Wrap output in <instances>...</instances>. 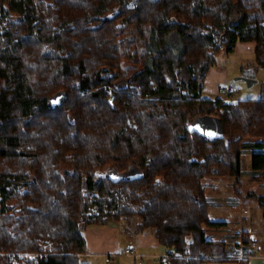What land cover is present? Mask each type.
I'll return each instance as SVG.
<instances>
[{"label":"trees","instance_id":"trees-1","mask_svg":"<svg viewBox=\"0 0 264 264\" xmlns=\"http://www.w3.org/2000/svg\"><path fill=\"white\" fill-rule=\"evenodd\" d=\"M0 7V264H18L12 252L49 253L25 264H85L86 227L135 217L137 231L155 229L182 252L170 264H250L207 238L224 223L210 218L203 179L240 183L246 150L264 173V81L258 97L236 102L207 97L204 85L238 42H255L264 68V0ZM123 61L138 69L123 74ZM207 115L221 119L222 138L194 129ZM113 170L135 173L105 176ZM251 197L264 211V194Z\"/></svg>","mask_w":264,"mask_h":264},{"label":"crops","instance_id":"crops-1","mask_svg":"<svg viewBox=\"0 0 264 264\" xmlns=\"http://www.w3.org/2000/svg\"><path fill=\"white\" fill-rule=\"evenodd\" d=\"M255 42H238L232 52H227V56H237L240 64L233 68L230 64L225 66L213 67L205 79L204 95L211 98L222 97L226 95L221 88L231 78L235 79L238 75H256L255 68H245L249 64H255ZM230 57H226L228 60ZM250 61V62H249ZM227 63V62H226ZM234 77V78H233ZM237 99V98H236ZM249 155V154H248ZM247 155V157H249ZM244 154H242L243 160ZM248 172L258 174L252 168L251 161H248ZM242 175H244L243 162ZM244 172V173H243ZM241 175V176H242ZM235 178V177H233ZM221 180V178H213ZM212 183H208L211 182ZM206 190V196L209 200V214L212 221L223 222L224 226L218 229H207L208 239L223 242L225 252L228 257H233L236 248L231 244L232 234L239 231L240 235L247 233L251 235V244L243 247L244 253L249 257L250 264H264V238L260 236L264 226L263 208L252 199L251 195L257 194L249 189H257L255 186H244V184H220L211 179H203ZM214 191L209 196L208 185ZM253 184V182L251 183ZM227 197H223L224 191ZM246 191V192H244ZM264 193V192H263ZM217 196V197H216ZM224 198V200H223ZM236 199L234 204L226 199ZM228 206V207H227ZM245 212V214H244ZM245 218V220H243ZM247 221V222H244ZM244 222V223H243ZM138 223V222H137ZM261 226V229H260ZM83 236L86 240V251L82 254L80 260L85 264H140V258L130 256L125 253L126 249H132L133 252L141 255H156L166 251L167 247L157 238L155 229L146 231L132 230L127 228L123 221L113 222L107 225H91L85 228ZM221 251V249H220ZM115 253L113 260L107 261L106 255ZM141 264H158L152 257L145 258ZM206 264H236L232 262H209Z\"/></svg>","mask_w":264,"mask_h":264},{"label":"rangeland","instance_id":"rangeland-1","mask_svg":"<svg viewBox=\"0 0 264 264\" xmlns=\"http://www.w3.org/2000/svg\"><path fill=\"white\" fill-rule=\"evenodd\" d=\"M0 16H1V7H0ZM226 53L227 52H222L221 54H219L217 56V63L214 67H220V66H225L226 64H230L231 67L236 68L240 64V60L238 59L237 56H230V55L227 56ZM226 57H230V58L227 60ZM246 67L249 69L255 68V70H256L255 72H256V77H257L258 82L255 83L252 87L249 88L247 86L246 82H244V81H235L232 78L229 81L227 80V82L223 85V87H224L226 84H232L235 87L234 95L237 99H245V98H249V97H258L260 95L262 82L264 81V68L258 66L256 63L255 64H249V65L245 66V68ZM121 68H122V73L127 74V73H132V72L136 71L138 69V66H136L134 64L131 65V64H129V62L123 61ZM223 87L221 88V90L223 89ZM247 141H248V139H247ZM249 141L251 142V141H255V140L250 139ZM243 154H244V156H243L242 162H243V168H244L245 173L243 172L244 175H242L240 177L241 182L238 184L242 183V184H244L243 187L246 186L247 188H248V186H251V185L258 187L257 189H249L248 190L249 193H251L250 191H255L257 193L256 195L264 194L263 193L264 192V173L260 172L259 173L260 176H257L258 174H256V173L255 174L252 173L253 176L251 174H249V172L247 170L249 167L248 161L250 159V161L252 163V151L246 150ZM247 155L249 157H247ZM219 178H221V177H219ZM206 179H211V180H213V182H219L220 184H225V185L226 184L229 185V184H232L235 182V178H233V177H223V178H221V180H214L213 178H210V177H206ZM252 182H253V184H251ZM208 183H212V181L208 182ZM207 188L209 189V196H212L214 191L211 189V187L209 185ZM244 192H246V191H244ZM226 193H228V190L224 191L223 197H227ZM223 200H224V198H223ZM228 200H229V198L226 199V201H228ZM234 200H236V199H231L228 202L231 204H234ZM244 214H245V212H244ZM121 220L124 222V224L127 228L131 227L132 230H137L136 225L140 222L139 217H135L133 222H131L130 224H129V222L126 223V221H127L126 219H121ZM243 220H245V218ZM244 222H247V221H244ZM260 229H261V226H260ZM259 234L261 237L264 238V226H263L262 232H260ZM239 238L242 239V235H240V232L239 231L234 232L232 234L231 244L233 243V241H235L236 239H239ZM242 243H243V240H242ZM28 260H30V259H28ZM25 263H23V264H25Z\"/></svg>","mask_w":264,"mask_h":264},{"label":"built area","instance_id":"built-area-1","mask_svg":"<svg viewBox=\"0 0 264 264\" xmlns=\"http://www.w3.org/2000/svg\"><path fill=\"white\" fill-rule=\"evenodd\" d=\"M105 90L110 91L111 89L109 86H105ZM222 91L226 95L225 100L227 102H236L237 101V99L234 95L235 87L232 84H226L223 87ZM137 92H140V91L138 90ZM148 95H149V93L146 92L145 96L147 97ZM232 244L236 248L234 255L243 256L244 255V251H243L244 244L242 243V239H240V238L236 239L235 241H233ZM125 253L130 255V256L140 258V261H139L140 264H141L142 260H144L145 258H148V257H152L154 259V261L157 262L158 264H170V259L173 256H181L182 255V252L175 247L171 248V249H166L165 252L159 253L156 255L137 254V253L133 252L132 249H130V248L126 249ZM4 254L7 255L13 262L18 263V264H23L28 259L37 261L42 257H46L49 253H47V252H42V253L12 252V253H4ZM81 256H82V254H78L79 258H81ZM115 256H116L115 253L106 255V260L109 262V261L113 260L115 258Z\"/></svg>","mask_w":264,"mask_h":264},{"label":"water","instance_id":"water-1","mask_svg":"<svg viewBox=\"0 0 264 264\" xmlns=\"http://www.w3.org/2000/svg\"><path fill=\"white\" fill-rule=\"evenodd\" d=\"M225 40V35L221 37L220 45H223ZM235 81H244L247 86L250 88L255 83L258 82L256 75H240L235 77ZM193 127L196 131H198L199 135L207 140L215 141L223 137V126L221 119L217 116H199L193 122ZM135 173L134 170H131L127 173H118L116 170L108 172L105 176L117 179L118 177H127L129 175H133ZM127 175V176H126Z\"/></svg>","mask_w":264,"mask_h":264}]
</instances>
